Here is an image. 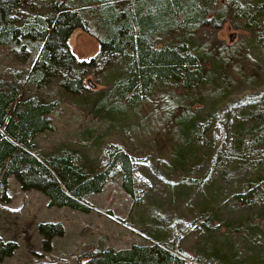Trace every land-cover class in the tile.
<instances>
[{"label": "rangeland", "instance_id": "374dc122", "mask_svg": "<svg viewBox=\"0 0 264 264\" xmlns=\"http://www.w3.org/2000/svg\"><path fill=\"white\" fill-rule=\"evenodd\" d=\"M52 1L20 0L14 15L22 21L50 13ZM128 1L102 3L120 6ZM236 2L246 6L251 0ZM222 4L223 21L200 26L192 41L210 80L191 89L158 84L135 108L108 91L111 76L120 75L123 56H111L95 68L76 66L71 74L81 78L84 89L72 94L59 87L57 78L42 87L27 81L38 43H27L32 54L25 62L9 45H0V85L16 81L22 97L55 104L47 115L52 130L35 136L34 152L74 153L90 173L105 168L109 152L122 151L129 158L133 183L130 196L121 184L119 164L114 165L101 190L82 199L88 206L84 212L48 206L43 194L22 190L8 176V200L0 201V237L17 246L0 264H83L88 252L98 248L156 241L187 264H264V182H258L259 189L250 185L252 172L230 154L234 124L243 120L249 125V104L264 99V57L248 45L251 33L232 14L231 0H211L208 8L215 12ZM67 45L75 61L98 51L96 40L80 29L71 33ZM191 113L201 134L174 164L171 152L182 140L178 125L182 115ZM250 189L254 192L247 202L233 197ZM46 221L62 226L48 249L36 230Z\"/></svg>", "mask_w": 264, "mask_h": 264}, {"label": "trees", "instance_id": "16d2710c", "mask_svg": "<svg viewBox=\"0 0 264 264\" xmlns=\"http://www.w3.org/2000/svg\"><path fill=\"white\" fill-rule=\"evenodd\" d=\"M96 1H99L96 7L86 9ZM102 1L106 0H53L50 13L17 21L14 12L20 0H0V45H9L15 57L25 62L32 54L27 43H38L27 81L34 87H42L57 78L59 87L72 94L84 89L81 78L71 74L76 66L95 68L100 62L106 64L111 56H123L120 75L111 76L108 91L131 108L138 106L158 84L175 83L191 89L210 80L205 78L210 71L201 62L200 50H193L192 41L200 26L223 21V4L211 12L208 8L211 0H129L120 6ZM229 6L241 27L251 33L250 48L264 57V0H251L246 6L231 0ZM83 11L88 14L85 16ZM88 17L93 18V25ZM75 29L93 37L98 44L97 53L87 60L75 61L67 45ZM54 107L51 101L22 97L16 81L0 85V201L8 200L7 178L12 176L22 190L33 189L43 194L48 206L65 205L85 212L88 206L82 199L101 190L116 164L122 172L121 184L132 196L131 165L122 151L109 152L105 168L90 173L83 169L74 153L41 156L34 152L35 136L52 130L47 115ZM191 114L182 115L178 125L182 140L172 149L174 164L181 162L183 153L190 150L201 134L196 130L195 115ZM245 115L251 123L246 125L238 120L234 124L235 149L230 154L235 161L248 166L252 172L249 183L259 189L258 182H264V99L249 104ZM253 192L245 190L233 197L247 202ZM36 230L42 236V246L48 249L50 238L60 235L62 226L57 221L39 222ZM16 246L14 240L0 237V260ZM83 264L187 263L156 241L117 249L98 248L88 252Z\"/></svg>", "mask_w": 264, "mask_h": 264}]
</instances>
